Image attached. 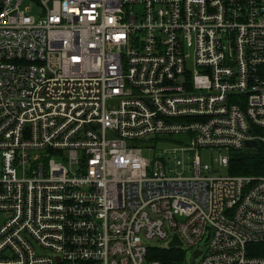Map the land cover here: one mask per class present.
<instances>
[{
    "label": "built area",
    "instance_id": "1",
    "mask_svg": "<svg viewBox=\"0 0 264 264\" xmlns=\"http://www.w3.org/2000/svg\"><path fill=\"white\" fill-rule=\"evenodd\" d=\"M24 1L0 0V264H264V0Z\"/></svg>",
    "mask_w": 264,
    "mask_h": 264
},
{
    "label": "trees",
    "instance_id": "2",
    "mask_svg": "<svg viewBox=\"0 0 264 264\" xmlns=\"http://www.w3.org/2000/svg\"><path fill=\"white\" fill-rule=\"evenodd\" d=\"M263 172V156L259 153L238 152L232 155L229 173L232 174H259ZM173 254V255H172ZM175 255V257H174ZM150 257L160 260H176L182 257L179 248H164L153 246L150 248Z\"/></svg>",
    "mask_w": 264,
    "mask_h": 264
},
{
    "label": "rangeland",
    "instance_id": "3",
    "mask_svg": "<svg viewBox=\"0 0 264 264\" xmlns=\"http://www.w3.org/2000/svg\"><path fill=\"white\" fill-rule=\"evenodd\" d=\"M30 1L29 0H25L23 3H22V7H27V5H29ZM37 10V8L33 7L30 11V13H35ZM176 144L174 142H171V141H160L157 143V153H162L163 149L164 150H167V149H170L172 147H174ZM213 154H215V152L209 150V149H200L199 150V156H200V160H201V163L202 164H207L209 165V167H214V163L212 162V156ZM144 155L146 156H151L152 153L148 150H145L144 151ZM188 158H187V162H190L191 161V153H188ZM218 174H221V175H226L228 174V169L226 167L224 168H221L220 170H218L217 172ZM200 245L203 246L204 243L203 242H200ZM173 255V254H172ZM187 257L189 256V251H187L186 253ZM175 257V255H174Z\"/></svg>",
    "mask_w": 264,
    "mask_h": 264
},
{
    "label": "water",
    "instance_id": "4",
    "mask_svg": "<svg viewBox=\"0 0 264 264\" xmlns=\"http://www.w3.org/2000/svg\"><path fill=\"white\" fill-rule=\"evenodd\" d=\"M246 146L248 147H253V146H256V142L255 141H247L246 142ZM169 246H172V245H175V244H180V240L178 239V237L176 235H174V237L169 241ZM199 249H195L194 252H193V258L191 260V264L194 263V256L199 253Z\"/></svg>",
    "mask_w": 264,
    "mask_h": 264
}]
</instances>
